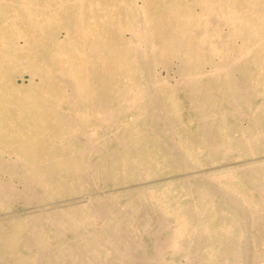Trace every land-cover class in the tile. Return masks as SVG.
Returning <instances> with one entry per match:
<instances>
[{
    "label": "bare ground",
    "instance_id": "bare-ground-1",
    "mask_svg": "<svg viewBox=\"0 0 264 264\" xmlns=\"http://www.w3.org/2000/svg\"><path fill=\"white\" fill-rule=\"evenodd\" d=\"M0 264H264V0H0Z\"/></svg>",
    "mask_w": 264,
    "mask_h": 264
}]
</instances>
